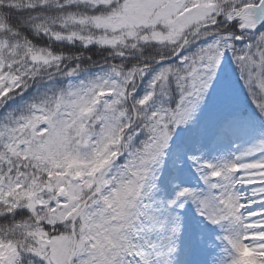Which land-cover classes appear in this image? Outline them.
I'll use <instances>...</instances> for the list:
<instances>
[{
    "label": "snow or ice",
    "instance_id": "obj_1",
    "mask_svg": "<svg viewBox=\"0 0 264 264\" xmlns=\"http://www.w3.org/2000/svg\"><path fill=\"white\" fill-rule=\"evenodd\" d=\"M229 56L264 114V0H0V264H173L187 200L223 230L218 264H264V133L217 162L186 154L205 187L161 201L166 228L145 203Z\"/></svg>",
    "mask_w": 264,
    "mask_h": 264
},
{
    "label": "rangeland",
    "instance_id": "obj_2",
    "mask_svg": "<svg viewBox=\"0 0 264 264\" xmlns=\"http://www.w3.org/2000/svg\"><path fill=\"white\" fill-rule=\"evenodd\" d=\"M176 59L173 58L172 62ZM225 64L226 70L221 74V81L210 87L193 120L187 125L177 126L163 163L157 168V187L145 198V203H151L153 209H159L158 220L165 228L169 213L166 211L168 215L163 216L161 201L173 198L178 186L205 187L187 155L217 162L221 157L230 158L232 153L259 139L264 133V114L259 112L243 87L230 56ZM91 69L89 71L94 72L98 67ZM145 84L146 81H142L138 88L141 94ZM176 95L175 91H170L169 103L175 102ZM233 122H238L240 127L233 128ZM176 152H179L182 160L178 165L179 173L175 172L177 166L173 163V154ZM119 159L122 163L123 156ZM247 190V186L242 189L245 192ZM184 204V209L179 210L183 227L172 257L173 264H218L219 257L224 255L221 252L224 245L216 237L222 235L223 230L200 217L190 200L184 201ZM145 232L146 238L150 240H156L161 234L160 229L150 232L145 229ZM244 255L248 256L249 253Z\"/></svg>",
    "mask_w": 264,
    "mask_h": 264
},
{
    "label": "trees",
    "instance_id": "obj_3",
    "mask_svg": "<svg viewBox=\"0 0 264 264\" xmlns=\"http://www.w3.org/2000/svg\"><path fill=\"white\" fill-rule=\"evenodd\" d=\"M50 11L54 13L55 9H51ZM25 34L28 35L38 46H51L56 50H70L73 53L83 52L85 57L91 56L93 59H99L106 55L103 49L97 48L95 45L82 48L78 42L70 44L68 42L49 41L47 37L43 36V34L32 35L30 31H26ZM32 90L34 91L35 87Z\"/></svg>",
    "mask_w": 264,
    "mask_h": 264
},
{
    "label": "clouds",
    "instance_id": "obj_4",
    "mask_svg": "<svg viewBox=\"0 0 264 264\" xmlns=\"http://www.w3.org/2000/svg\"><path fill=\"white\" fill-rule=\"evenodd\" d=\"M46 47V46H43ZM46 82H47V69H44L41 71L40 73V77H39V87H35V90L33 91V96L39 100L42 99V93L46 90ZM3 123V122H0Z\"/></svg>",
    "mask_w": 264,
    "mask_h": 264
},
{
    "label": "bare ground",
    "instance_id": "obj_5",
    "mask_svg": "<svg viewBox=\"0 0 264 264\" xmlns=\"http://www.w3.org/2000/svg\"><path fill=\"white\" fill-rule=\"evenodd\" d=\"M182 133L184 134V131H182ZM162 213H163V216H165V217L168 215V213H166L165 209H162Z\"/></svg>",
    "mask_w": 264,
    "mask_h": 264
},
{
    "label": "water",
    "instance_id": "obj_6",
    "mask_svg": "<svg viewBox=\"0 0 264 264\" xmlns=\"http://www.w3.org/2000/svg\"><path fill=\"white\" fill-rule=\"evenodd\" d=\"M173 59V58H172Z\"/></svg>",
    "mask_w": 264,
    "mask_h": 264
}]
</instances>
